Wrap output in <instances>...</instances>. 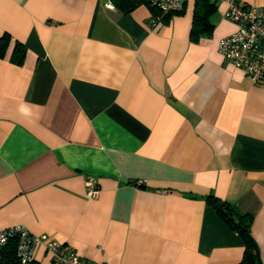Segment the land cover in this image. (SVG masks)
<instances>
[{"label": "crops", "instance_id": "obj_1", "mask_svg": "<svg viewBox=\"0 0 264 264\" xmlns=\"http://www.w3.org/2000/svg\"><path fill=\"white\" fill-rule=\"evenodd\" d=\"M183 1L152 28L138 2L0 0V230L90 263L264 264V81L217 51L225 2L194 33ZM209 197L251 220L252 252Z\"/></svg>", "mask_w": 264, "mask_h": 264}, {"label": "built area", "instance_id": "obj_2", "mask_svg": "<svg viewBox=\"0 0 264 264\" xmlns=\"http://www.w3.org/2000/svg\"><path fill=\"white\" fill-rule=\"evenodd\" d=\"M143 4L156 10L150 25L156 28L161 18L168 14H178L184 9L183 0H141ZM227 4L226 19L237 26V30L219 40L217 51L226 60L240 69L254 84L264 81V9H247L236 0H221ZM85 197L96 199L98 189L93 178L84 181ZM18 238L17 256L21 264L34 260L36 249L41 246L50 256L51 264H104L90 263L74 252L67 251L61 244L46 235H35L22 226L0 230V245L8 238Z\"/></svg>", "mask_w": 264, "mask_h": 264}, {"label": "trees", "instance_id": "obj_3", "mask_svg": "<svg viewBox=\"0 0 264 264\" xmlns=\"http://www.w3.org/2000/svg\"><path fill=\"white\" fill-rule=\"evenodd\" d=\"M142 3L141 0H114V4L119 9L129 10L135 7L138 3ZM151 10L153 16H157L158 12L152 8L149 7ZM213 9V4L210 2V0H196L195 2V11H194V20H193V27L192 32L196 33L197 26H200L204 33H209L211 29V25L209 24L208 17ZM181 13V12H180ZM179 14V13H178ZM171 14L165 15L169 16ZM163 16V17H165ZM162 17V18H163ZM161 18V19H162ZM10 38L8 35L4 34L0 37V58H2L9 45H10ZM20 51L19 44L17 42L13 45V56L16 55ZM217 203V212L218 214L225 219V221L235 230L238 231V227L236 226L235 222L237 221L241 229L243 230L241 232V236L245 240L246 244V250L247 251H253L254 249V242L253 239L250 236L249 233V225H250V219L249 218H237L232 211L228 208L226 204H223L219 202L216 198L209 197V202ZM212 204V203H211ZM248 219V220H247ZM17 245H18V238L16 235H13L12 237L8 238L7 242H5L3 245H0V264H21L20 260L17 256ZM29 264H35V261L33 260Z\"/></svg>", "mask_w": 264, "mask_h": 264}, {"label": "water", "instance_id": "obj_4", "mask_svg": "<svg viewBox=\"0 0 264 264\" xmlns=\"http://www.w3.org/2000/svg\"><path fill=\"white\" fill-rule=\"evenodd\" d=\"M235 224H236V226L238 227L239 232L241 233L243 230H242L241 227L239 226L238 222L236 221Z\"/></svg>", "mask_w": 264, "mask_h": 264}]
</instances>
